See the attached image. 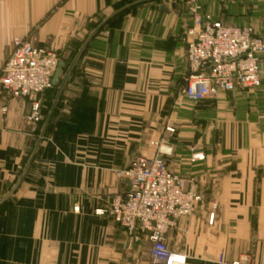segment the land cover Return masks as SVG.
<instances>
[{"label": "crops", "instance_id": "crops-1", "mask_svg": "<svg viewBox=\"0 0 264 264\" xmlns=\"http://www.w3.org/2000/svg\"><path fill=\"white\" fill-rule=\"evenodd\" d=\"M135 1L0 0V73L14 39L22 37L57 51L62 80L102 20ZM194 1L215 20L254 26L224 5L216 11L205 7L208 0ZM192 2L140 3L111 18L89 42L28 171L0 205V264H150L148 235H129L108 209L130 188L119 172L158 153L202 196L170 228L168 247L184 253L187 264L262 263L264 77L252 98L221 91L198 107L176 108L190 72ZM32 100L0 85L3 185L24 169L40 135L33 132L39 122L28 119Z\"/></svg>", "mask_w": 264, "mask_h": 264}, {"label": "built area", "instance_id": "built-area-1", "mask_svg": "<svg viewBox=\"0 0 264 264\" xmlns=\"http://www.w3.org/2000/svg\"><path fill=\"white\" fill-rule=\"evenodd\" d=\"M190 12L193 19L187 38L190 72L183 96L199 102L215 98L221 91L260 88L264 33H258L252 26L240 27L215 20L194 0ZM59 64L55 51L39 48L29 38L14 39L12 52L0 73V85L14 97L33 99L29 116L32 121L41 119L38 96L53 86ZM119 174L130 180V188L124 196L116 195L112 199L108 210L114 220L129 235H148L152 244L150 264H187L184 253L168 247L167 234L177 219L195 211L202 196L173 173L159 154L137 157L128 170ZM213 220L211 214L210 222Z\"/></svg>", "mask_w": 264, "mask_h": 264}, {"label": "rangeland", "instance_id": "rangeland-1", "mask_svg": "<svg viewBox=\"0 0 264 264\" xmlns=\"http://www.w3.org/2000/svg\"><path fill=\"white\" fill-rule=\"evenodd\" d=\"M205 3L206 4H204V5H205L206 8L213 9V10L216 9V7H218V6H223V5L226 6V8H228L229 10H231L233 12L232 14H233L234 17H236L237 20H238V18L240 16L242 17L243 15H245L248 19L250 18L252 20L251 23L254 24V26H255V27L254 26H252V27L257 29L256 30L257 32L258 31H263V32H258V33H261V34L264 33V0H208ZM218 9H220V8H217L216 11ZM189 11H190V9H189ZM46 49H48V48H46ZM50 50H53V49H50ZM53 51H55V50H53ZM55 52L57 53V51H55ZM75 53H76V50H74L69 55L68 60L71 61ZM187 75H186L185 80H184L185 84H186ZM259 90H256V89L250 90V89L244 88V89H240L239 92H240V95L243 96V97L252 98V97L258 95L257 92H260ZM55 92H56V88L51 86L49 89H47L42 94H40L42 96L41 99H40L41 100V111H40V114H41L40 118L41 119L36 122V125H38L37 123L39 122V126L38 127L36 126L34 128V130H33V132L37 136L39 135L41 127H42V124L44 123V121H45V119L47 117V114H48V112L50 110L49 107H50L51 101L54 100L53 98H54ZM47 93H49V94L47 95ZM44 95L47 96V97H44ZM179 95H180L179 99H181V101H182L181 103L182 104L181 103L177 104L176 108H179L180 110L183 109V108H188L189 109V108H191V107L193 108L195 106L198 107L202 103V101H199V102L190 101V100L186 99L183 96V94H179ZM48 101L50 102V104L48 103ZM191 102H192V104H191ZM33 122H35V121H33ZM31 149H32V147H31ZM30 152H32V151L29 150V152L26 155V159L23 160V162H22L23 166L26 163V160L28 161V159H29V157L31 155ZM162 154H164V153H162ZM162 154H161V156L163 157ZM169 154L171 155V151H170ZM196 156L197 155H193V159H198V158H195ZM168 165H169L170 170L173 173H175L177 175H180V173H179V171H177V169L175 170L174 168H172V166H170L169 163H168ZM23 166H21V167H23ZM22 170H23V168H20V170H18L16 172V175H15L14 179L11 182H7L6 185H3L0 182V198L3 195H5L6 193H8L12 189V187L15 185L16 181L18 180L19 175L21 174Z\"/></svg>", "mask_w": 264, "mask_h": 264}, {"label": "water", "instance_id": "water-1", "mask_svg": "<svg viewBox=\"0 0 264 264\" xmlns=\"http://www.w3.org/2000/svg\"><path fill=\"white\" fill-rule=\"evenodd\" d=\"M146 1H150V0H138V1H135L133 3H130L128 4L127 6H124L118 10H116L115 12H113L112 14H110L109 16H107L104 20H102V22L91 32V34L87 37V39L85 40V42L83 43V45L81 46V48L78 50L77 54L75 55V57L73 58L72 62L70 63V65L68 66L62 80H60V76H61V72H62V68L64 67V63L63 62H60L59 64V67L53 77V80H52V85L53 86H57L58 85V89H57V92H56V95L54 97V100L52 102V105L50 107V110L47 114V117L44 121V125L42 127V130L40 132V135L36 141V144L32 150V153L24 167V169L22 170L18 180L16 181L15 185L12 187V189L9 191V193L2 199L0 200V205L4 204L12 195L13 193L15 192V190L17 189V187L19 186V184L21 183L22 179L24 178L26 172L28 171V168L29 166L31 165L35 155H36V152L38 150V147L45 135V132L47 130V127L51 121V118H52V115L60 101V98L62 96V92L65 88V85L69 79V76L72 72V70L74 69V67L76 66L77 62L79 61V59L81 58V56L83 55L84 51L86 50L89 42L93 39V37L103 28V26L111 19L113 18L114 16H116L117 14L133 7V6H136L140 3H143V2H146ZM262 69L264 70V66H262ZM262 77H264V72H262ZM60 80V81H59Z\"/></svg>", "mask_w": 264, "mask_h": 264}]
</instances>
